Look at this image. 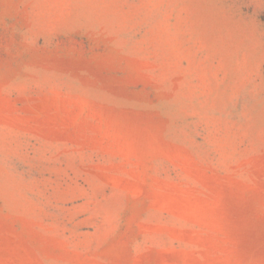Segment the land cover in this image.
Wrapping results in <instances>:
<instances>
[{
    "label": "rangeland",
    "instance_id": "obj_1",
    "mask_svg": "<svg viewBox=\"0 0 264 264\" xmlns=\"http://www.w3.org/2000/svg\"><path fill=\"white\" fill-rule=\"evenodd\" d=\"M0 264H264V0H0Z\"/></svg>",
    "mask_w": 264,
    "mask_h": 264
}]
</instances>
